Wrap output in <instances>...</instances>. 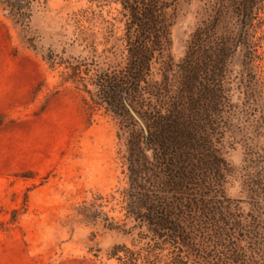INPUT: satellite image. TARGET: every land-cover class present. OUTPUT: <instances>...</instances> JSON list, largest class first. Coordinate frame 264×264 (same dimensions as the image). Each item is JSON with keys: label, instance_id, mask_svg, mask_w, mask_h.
I'll return each instance as SVG.
<instances>
[{"label": "trees", "instance_id": "16d2710c", "mask_svg": "<svg viewBox=\"0 0 264 264\" xmlns=\"http://www.w3.org/2000/svg\"><path fill=\"white\" fill-rule=\"evenodd\" d=\"M114 1L124 17V57L111 71L97 74L95 95L123 110L127 99L146 119L148 132L130 114L134 129L122 155L128 178L123 216L104 210L101 193L83 200L77 213L129 238L106 249L116 264H264V149L250 140L242 158L253 215L241 209L244 200L227 193L234 168L225 149L226 138L232 147L238 135L249 137L244 122L256 121L261 135L264 82L250 31L264 0L209 1L208 16L195 27L176 64L175 85L171 64L161 65L160 79L154 69L171 42L179 0ZM37 2L0 0L34 49L29 23ZM230 15L236 27L220 32ZM238 50L237 78L231 65ZM236 93L243 98L235 99Z\"/></svg>", "mask_w": 264, "mask_h": 264}, {"label": "rangeland", "instance_id": "374dc122", "mask_svg": "<svg viewBox=\"0 0 264 264\" xmlns=\"http://www.w3.org/2000/svg\"><path fill=\"white\" fill-rule=\"evenodd\" d=\"M209 1H178L171 42L155 64V78L162 77V64H171L175 85L176 64L191 33L208 16ZM259 15L250 32L264 82V11ZM236 23L230 15L219 31ZM29 26L37 49L23 40L21 27L0 4V264H116L106 249L129 238L101 223L85 222L77 206L101 193L104 210L123 216L128 178L122 155L134 126L126 106L109 107L97 99L93 83L97 74L123 60L120 4L38 0ZM241 60L238 50L231 65L237 78ZM238 98L243 96L236 93ZM244 123L249 137L238 135L232 147L226 138V156L234 168L226 189L244 200L245 214L253 215L242 158L250 140L264 149V123L261 135L256 121Z\"/></svg>", "mask_w": 264, "mask_h": 264}, {"label": "water", "instance_id": "95a60500", "mask_svg": "<svg viewBox=\"0 0 264 264\" xmlns=\"http://www.w3.org/2000/svg\"><path fill=\"white\" fill-rule=\"evenodd\" d=\"M124 104L128 112L137 120L140 126L143 128L144 132L147 134L148 126L144 116L137 110L128 100L124 98Z\"/></svg>", "mask_w": 264, "mask_h": 264}]
</instances>
